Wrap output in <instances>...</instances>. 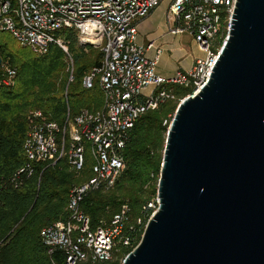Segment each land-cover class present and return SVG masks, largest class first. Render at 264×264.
Instances as JSON below:
<instances>
[{
  "label": "built area",
  "instance_id": "built-area-1",
  "mask_svg": "<svg viewBox=\"0 0 264 264\" xmlns=\"http://www.w3.org/2000/svg\"><path fill=\"white\" fill-rule=\"evenodd\" d=\"M163 1L0 0V31L9 33L19 46L37 55L45 54L51 45L58 46L67 56L68 83L73 81V61L57 32L74 30L81 46L102 53L100 66L82 79L85 89H90L98 79L102 109H82L72 120L67 119L63 127L35 111L29 115L23 140L27 164L19 172L28 169L29 163L54 164L64 158L73 172L80 173L84 168L85 144L89 145L92 176L72 188L66 207L68 219L40 231L48 254L61 252L64 264H114L120 250L131 247L136 231L129 222L127 205L108 223L91 229L80 202L90 190L105 191L115 185L125 166L123 149L136 120L164 102L182 100L169 86L191 88L190 95H195L206 84L224 42L221 40L223 32L227 34L234 0H170L167 19L176 24L169 26L168 33L190 35L203 57L196 59L190 70H178L168 79L157 75L160 51L156 50L153 57L147 56L153 43L146 49L137 43V23ZM15 74L14 69L4 67L0 84L12 85ZM146 88L152 89L148 95L143 94ZM147 208L151 210L148 222L158 208L157 196ZM137 224H141L140 219Z\"/></svg>",
  "mask_w": 264,
  "mask_h": 264
},
{
  "label": "water",
  "instance_id": "water-1",
  "mask_svg": "<svg viewBox=\"0 0 264 264\" xmlns=\"http://www.w3.org/2000/svg\"><path fill=\"white\" fill-rule=\"evenodd\" d=\"M232 11L209 79L174 111L158 208L121 264H264V0Z\"/></svg>",
  "mask_w": 264,
  "mask_h": 264
},
{
  "label": "trees",
  "instance_id": "trees-1",
  "mask_svg": "<svg viewBox=\"0 0 264 264\" xmlns=\"http://www.w3.org/2000/svg\"><path fill=\"white\" fill-rule=\"evenodd\" d=\"M57 36L66 43L73 61L70 83L67 56L58 46L51 45L45 54L37 55L19 46L9 33L0 31V81L4 67L16 73L12 85L0 84V264H64L61 252L48 254L40 231L68 219L66 207L72 188L92 176L88 144L80 173L73 172L64 158L54 164L29 163L28 169L19 172L27 164L22 146L31 113L40 111L63 127L82 109L96 112L103 107L98 79L90 89L82 86L83 77L100 66L102 53L81 46L74 30L63 29ZM169 89L177 99L192 92L191 88L179 86ZM178 102H164L136 120L126 139L125 166L115 185L105 191L90 190L80 202L91 229L108 223L123 205L128 206L129 222L136 232L131 247L122 248L114 264H121L143 234L151 212L147 204L156 197L170 122L167 118L177 107L172 103ZM138 219L141 224H137Z\"/></svg>",
  "mask_w": 264,
  "mask_h": 264
},
{
  "label": "crops",
  "instance_id": "crops-1",
  "mask_svg": "<svg viewBox=\"0 0 264 264\" xmlns=\"http://www.w3.org/2000/svg\"><path fill=\"white\" fill-rule=\"evenodd\" d=\"M170 0H164L146 18L137 23V43L146 49L151 43L153 46L146 51L148 57H153L155 51L159 50V59L156 66V74L162 78H170L176 71L190 70L196 59L202 58L203 54L191 37V53L185 51L181 45L182 35H171L168 33L169 26L176 23L167 19ZM151 88L143 92L148 95Z\"/></svg>",
  "mask_w": 264,
  "mask_h": 264
},
{
  "label": "rangeland",
  "instance_id": "rangeland-1",
  "mask_svg": "<svg viewBox=\"0 0 264 264\" xmlns=\"http://www.w3.org/2000/svg\"><path fill=\"white\" fill-rule=\"evenodd\" d=\"M225 37H226V34H224L223 35V38H222V42H223V40H225ZM190 43H191V37H190V35H188L187 33L186 34H184L183 36H182V41H181V45H182V47L185 49V51L186 52H188V53H191V51H192V48H191V46H190ZM177 102V101H176ZM172 104H175V105H178L179 104V102H178V104L177 103H172ZM174 114V113H173ZM172 116L173 115H169L168 116V118H167V122H169L171 119H172ZM168 124V123H167ZM154 199V198H153ZM123 259H121V261H122Z\"/></svg>",
  "mask_w": 264,
  "mask_h": 264
}]
</instances>
